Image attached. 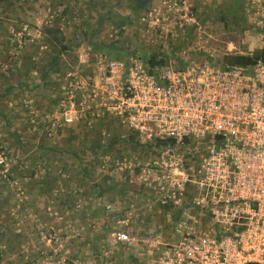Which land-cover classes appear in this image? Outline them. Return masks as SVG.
Returning <instances> with one entry per match:
<instances>
[{"label":"built area","instance_id":"1","mask_svg":"<svg viewBox=\"0 0 264 264\" xmlns=\"http://www.w3.org/2000/svg\"><path fill=\"white\" fill-rule=\"evenodd\" d=\"M243 1L247 29L258 39L249 49L264 47V0ZM166 21L197 23L186 0H160L139 17L154 30ZM160 50L166 60L152 65L133 52L80 58L84 70L63 74L51 127L107 114L139 142L167 141L140 156L133 175L159 204L177 210L169 237L147 243L150 264H264V55L221 65L183 50L170 55L164 42ZM0 166L4 172L2 151ZM111 240L130 246L137 237L120 229Z\"/></svg>","mask_w":264,"mask_h":264},{"label":"rangeland","instance_id":"2","mask_svg":"<svg viewBox=\"0 0 264 264\" xmlns=\"http://www.w3.org/2000/svg\"><path fill=\"white\" fill-rule=\"evenodd\" d=\"M40 1L12 0L9 5L0 4V89L11 87L4 95L5 103L0 104V151L6 155V169L4 172L0 170V251L4 249L0 264H150L147 260L152 255L147 253V243H153L157 237L159 240L169 237L170 209H164L156 200L147 201L145 195L152 191L139 188V181L133 176L135 161L144 156L139 148L136 152L130 151L121 142L118 150L115 144L114 148L92 159L80 153L81 147L88 143L87 138L97 128V117L88 115L71 124L51 127L64 72L76 66L84 70L79 59L92 56L97 50H90L89 45L80 42L74 51L77 55L75 62L66 60L63 54L61 69L45 74L41 79L45 61L39 28L48 23L54 9L45 3L40 4ZM228 1L186 0L198 11L215 6L218 11ZM240 2L236 20L243 23L244 1ZM153 3V6L158 5L160 0H153ZM61 7L58 5L57 10ZM215 13L207 20L197 19V25L187 36L185 26L180 27L173 21L164 22L160 30L151 29L139 20L135 25L124 26L121 32L117 27L103 25L99 38L109 48L102 51L123 57L127 55L121 53L123 49L143 46L157 50L164 42L169 48L176 45V51L170 49V55L175 57L182 50L186 58L214 57V51L227 50L229 45L226 41V48L221 47L222 44L218 46L226 29L217 19L218 12ZM7 19L16 25L9 24ZM83 20V12L76 11L71 18L60 19L59 27L70 40L77 24ZM3 27H7V33ZM242 37L244 47H250L258 40L257 35L252 37L248 29L243 30ZM181 38L185 39L184 43L178 46L176 43ZM231 43L236 49L241 48ZM27 56L30 63L25 58ZM31 63L32 67L28 65ZM25 65L29 66L28 72ZM0 94L2 97L3 93ZM116 120V117L108 116L104 118L106 126L99 125L103 142L114 136L120 142V134L130 131ZM70 126H73L71 130L68 129ZM39 143L75 151L76 154L64 150L54 154L73 165L78 161H94L95 180L105 179L103 187L109 186L101 199L97 196V187L91 186L93 179L85 180L77 187H74V181L63 186L58 180H50L42 187V165L52 161L44 157L48 149L43 150L44 156L38 154ZM103 155L108 158L107 165L100 167ZM49 168H52L51 164ZM18 169L22 171L18 172ZM54 173L51 170L49 177ZM8 174L14 176L7 178ZM126 185H131L133 190H128ZM120 229L137 237L136 243L130 246L114 243L112 232ZM152 247L151 244L149 248ZM131 257L136 263L130 261Z\"/></svg>","mask_w":264,"mask_h":264},{"label":"trees","instance_id":"3","mask_svg":"<svg viewBox=\"0 0 264 264\" xmlns=\"http://www.w3.org/2000/svg\"><path fill=\"white\" fill-rule=\"evenodd\" d=\"M11 2L12 0H0V4L3 3L5 5H9L11 4ZM68 2L66 0L40 1V4L45 3L50 8L54 9L50 14L51 18L48 23L42 24L39 28L41 34L39 41H41V44L44 45L43 58L45 61L44 67L42 68L43 72L40 77L41 79L45 76V74L58 72L61 69V62L64 60L61 55L65 54L66 60L75 62L77 60V55L74 51L80 42H84L89 45L90 50H103L105 49V47L109 48V46L105 45L103 41L99 38L103 25H109L111 28L117 27L118 31L121 32L124 26L135 25L136 21L139 20V17L145 14L146 11L149 10L154 4L153 0H68ZM81 3L82 7L80 6ZM240 3V0H229L227 4H225L223 7H219L218 11L216 10V6L212 7L209 10H207L206 8H201V10L199 11L195 7V5H193L191 8L196 21L197 19L199 21L207 20L213 15H215V12H218L217 19L221 23L222 28L226 29V33H223V35H221V41L218 43V46L222 44L221 47L226 48V41H231L235 43L238 47H241L240 49H236L235 47L230 50L222 49L220 51H214V57L210 56L209 58L215 60L221 65H246L258 58H261L264 55L263 46L253 47L252 49H249L250 47H244V44H241L243 43V30L247 29V25L245 23V20L243 19L242 20L244 21V24L242 22L238 23V21L236 20L237 6ZM58 5H62L60 10H57ZM4 10L5 9H3V11ZM76 11H79V14L83 12L84 20L79 21V25L77 24L76 31L73 37L69 40L67 39L65 32L62 30V28L59 27L60 19L64 20L69 17L71 18V16L74 15ZM8 23L16 25L13 20L8 21ZM197 23L184 25L186 29V36L189 35L190 31L197 25ZM3 31L7 33V27H3ZM184 38H181L178 42L175 41V43L177 42L176 44L178 46H181V44H183L184 40L186 39ZM6 40H8V38ZM175 47L176 45H170V49H174V51L177 50V48ZM129 52L137 54L148 65H152L154 63H162L166 60V55L160 49L156 50L155 47L152 49H145L143 48V46H137L130 47L129 50H121L122 54H128ZM25 58L27 61L29 60V63L31 62V59H29L28 56ZM28 65L30 67L33 66L32 63ZM28 65H25L24 67L26 72H28ZM108 116L111 115L106 114L97 117V128H95L92 135L87 138L88 143L81 147V154H84L86 157L92 159L93 156L96 157V155H102L105 151H109V149L114 148L115 144H117V147H115V149L118 150L119 145L122 142L124 144V147H127L130 151L136 152L139 148L142 155L148 156L151 154H155L157 148L167 142L164 140L155 141L153 143L139 142L135 138L134 133H131V131H129L125 135L120 134V142L116 140L115 136L112 138L109 137V140L107 142H103L101 140L102 135L99 125L106 126V121H104V118ZM116 119L117 123H120L119 118L116 117ZM74 122L76 121H73L71 123ZM72 127L73 126H70L68 127V129L71 130ZM168 141L172 142L171 140ZM38 147V154L42 156H44L43 150L48 149V153H46L44 157H47L50 161H52L51 163H44L42 165V167L44 168V173L41 178V181H43L44 183L42 187H44V185H46L50 180H58L63 186H69V182L74 181V187H77L85 180L93 179L91 186L97 187V196L99 197V199H101L103 191H105L106 188H108L109 186L103 187V183L107 181L105 179L101 178L99 180H95L93 173L96 169V163H94V161H88L86 163H80L78 161L76 165H73L72 162L68 163L64 160H61V157L56 156L54 154L57 151H59L60 153L62 150L76 154L75 151L68 150L67 148L61 149L59 147L46 146L43 143H39ZM50 164L52 168H49ZM20 169H18V172L22 171ZM51 170H53L55 173L52 175V177H49V173L51 172ZM29 172H31L29 173V175H31L32 170H30ZM65 172L66 174H64ZM61 174H64L65 176H61ZM13 176L8 174V176L6 177L12 178ZM139 185V188L141 189L147 188L141 183H139ZM125 187L128 188V190L130 191L133 190L131 185H126ZM139 188H136V190H138ZM145 198H147V201H152L154 200V195L150 192L148 193V195H145ZM160 205L163 206L166 210L170 209V221L176 218L177 210L172 209L170 203ZM117 216H119V214ZM170 221L168 225H170ZM3 251L4 249L0 251V254ZM130 261L136 263V259L134 257H131Z\"/></svg>","mask_w":264,"mask_h":264},{"label":"crops","instance_id":"4","mask_svg":"<svg viewBox=\"0 0 264 264\" xmlns=\"http://www.w3.org/2000/svg\"><path fill=\"white\" fill-rule=\"evenodd\" d=\"M9 88H11L10 85H9L8 87L6 86V87H3L2 89H0V92L3 93V96L0 97V98L2 99V100H0V104H1V102H2V103H5L6 98H5L4 95H5L6 93L10 92V89H9ZM0 96H1V94H0ZM3 100H4V101H3Z\"/></svg>","mask_w":264,"mask_h":264}]
</instances>
